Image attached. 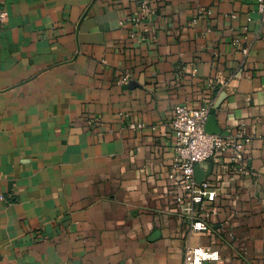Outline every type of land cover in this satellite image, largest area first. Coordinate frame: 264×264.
<instances>
[{"label": "crops", "instance_id": "1", "mask_svg": "<svg viewBox=\"0 0 264 264\" xmlns=\"http://www.w3.org/2000/svg\"><path fill=\"white\" fill-rule=\"evenodd\" d=\"M139 1L0 0V264H182L188 242L219 252L208 264H264L256 1L148 0L136 29ZM206 104L221 135L248 128L249 174L211 163L216 215L189 236L171 121Z\"/></svg>", "mask_w": 264, "mask_h": 264}, {"label": "built area", "instance_id": "2", "mask_svg": "<svg viewBox=\"0 0 264 264\" xmlns=\"http://www.w3.org/2000/svg\"><path fill=\"white\" fill-rule=\"evenodd\" d=\"M256 1V11L261 22H264V0ZM153 13V8L148 0H140L137 8L126 18V22L138 29L144 20ZM205 12L200 10V14ZM6 18V13L0 11V21ZM249 21V19H247ZM246 30V29H245ZM239 45V40H235ZM242 54H248L250 43L245 41ZM212 105L206 104L196 109L185 105H176L173 108L171 129L173 136L174 158L170 172L166 178L175 190L174 203L181 217L189 221V236L196 233H207L210 229L209 222L216 215V210L211 207L217 197V188L210 179L197 182L194 175L196 165L211 161L220 165L225 171L237 176L249 174L243 163L244 148L251 142L248 128L239 125L233 136L209 134L205 127L211 114ZM132 130H141V123L130 124ZM228 154L229 163L221 164L219 159ZM219 260V252L201 245L186 244L183 252L182 264H208Z\"/></svg>", "mask_w": 264, "mask_h": 264}, {"label": "water", "instance_id": "3", "mask_svg": "<svg viewBox=\"0 0 264 264\" xmlns=\"http://www.w3.org/2000/svg\"><path fill=\"white\" fill-rule=\"evenodd\" d=\"M211 128H213V118L209 116L207 123H206V127H205L206 132L209 134H220V132H218L217 130H213ZM210 172H211V161L210 160L208 161L207 170L204 173L201 172L200 166L196 165L194 168V175H195L196 181L198 183L203 181L205 176H208Z\"/></svg>", "mask_w": 264, "mask_h": 264}]
</instances>
